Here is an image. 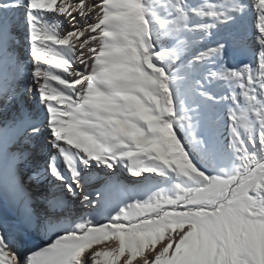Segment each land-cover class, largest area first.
<instances>
[{
  "label": "snow or ice",
  "instance_id": "6c2138e0",
  "mask_svg": "<svg viewBox=\"0 0 264 264\" xmlns=\"http://www.w3.org/2000/svg\"><path fill=\"white\" fill-rule=\"evenodd\" d=\"M0 112V264H264V0H0Z\"/></svg>",
  "mask_w": 264,
  "mask_h": 264
},
{
  "label": "rangeland",
  "instance_id": "374dc122",
  "mask_svg": "<svg viewBox=\"0 0 264 264\" xmlns=\"http://www.w3.org/2000/svg\"><path fill=\"white\" fill-rule=\"evenodd\" d=\"M82 39V38H81ZM249 58L248 57H238L236 59V61H234V63L239 64L240 60H244L245 62H247ZM36 110V108H35ZM47 136V133L45 134ZM118 171H120L118 174L120 175L121 179H122V175H128L129 173L127 172V170L121 168L118 169ZM124 172V173H123ZM123 173V174H121ZM123 180V179H122ZM91 190V189H90ZM75 209L77 210L75 212L76 215H88L89 213H87L85 210H83L81 208V206H74ZM93 216L94 222L97 223H103L106 222L108 214L105 213L102 216H98L96 214H91ZM57 233L56 232H48V233H43V232H33L30 236V238L28 239L27 244L24 247H20L18 245V250L20 251V253L23 255L28 249H34L37 246H43L45 244L51 243L52 241H54V239L56 238ZM101 247V246H98Z\"/></svg>",
  "mask_w": 264,
  "mask_h": 264
},
{
  "label": "bare ground",
  "instance_id": "6f19581e",
  "mask_svg": "<svg viewBox=\"0 0 264 264\" xmlns=\"http://www.w3.org/2000/svg\"><path fill=\"white\" fill-rule=\"evenodd\" d=\"M93 2H95V0H86V3H88V4H91V3H93ZM65 30H66V31L68 30L67 26H66ZM86 35H87V33H86ZM82 39H83V38H82ZM36 99H37V98H35V97H30V98H29V104L33 105V107L29 109V111H31L34 115H35V113H36V110H35V101H36ZM13 114H14V109H13V108H9V110H8V112H7V115L10 117V116L13 115ZM41 115H42V114H41ZM3 116H4V113H3V112H0V119H2ZM49 152H51V155L56 156V152H55L54 149H46V150H45V153H44L45 158H47V155H48ZM57 162H58V164H60V166H61L62 168L64 167V164H63L62 158H57ZM39 163H40L41 165H44V163H45V159H41ZM96 171H98V170H96ZM119 172H120V171H118V173H119ZM123 173H124V172H123ZM123 173H121V174H123ZM99 175L102 176L103 173L100 172ZM122 179L125 180V181H128V180L130 179V177H129L128 175L123 174V175H122ZM75 206L78 207V206H80V205H75ZM138 259H139V258H138Z\"/></svg>",
  "mask_w": 264,
  "mask_h": 264
}]
</instances>
